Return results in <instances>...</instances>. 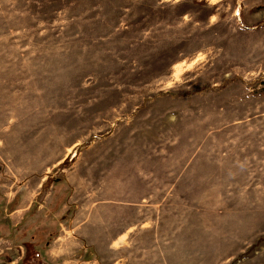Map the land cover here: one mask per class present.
Listing matches in <instances>:
<instances>
[{
  "label": "rangeland",
  "instance_id": "374dc122",
  "mask_svg": "<svg viewBox=\"0 0 264 264\" xmlns=\"http://www.w3.org/2000/svg\"><path fill=\"white\" fill-rule=\"evenodd\" d=\"M156 253L264 264V0H0V264Z\"/></svg>",
  "mask_w": 264,
  "mask_h": 264
},
{
  "label": "crops",
  "instance_id": "0c3cea01",
  "mask_svg": "<svg viewBox=\"0 0 264 264\" xmlns=\"http://www.w3.org/2000/svg\"><path fill=\"white\" fill-rule=\"evenodd\" d=\"M142 239H136V240H141V245H143L144 241ZM121 243H123V242H120V244ZM126 247H127V245L125 246V249H127ZM166 257H167V255L160 254V253L144 254L143 257H140V259H138V260H134L133 263H132V260L134 258L133 259L131 258L128 260H123V261L118 260V261H115L114 264H153V263L160 262V261H169V260H165Z\"/></svg>",
  "mask_w": 264,
  "mask_h": 264
}]
</instances>
